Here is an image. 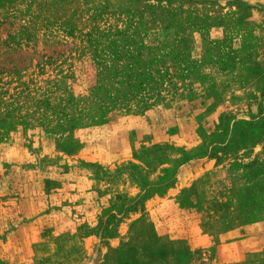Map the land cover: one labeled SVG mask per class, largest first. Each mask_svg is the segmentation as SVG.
Instances as JSON below:
<instances>
[{
	"label": "rangeland",
	"instance_id": "1",
	"mask_svg": "<svg viewBox=\"0 0 264 264\" xmlns=\"http://www.w3.org/2000/svg\"><path fill=\"white\" fill-rule=\"evenodd\" d=\"M0 264H264V0H0Z\"/></svg>",
	"mask_w": 264,
	"mask_h": 264
}]
</instances>
